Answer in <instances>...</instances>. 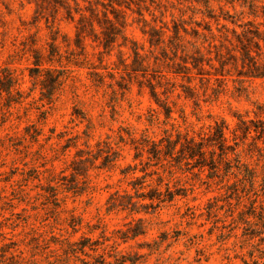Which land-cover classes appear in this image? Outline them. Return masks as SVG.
Returning a JSON list of instances; mask_svg holds the SVG:
<instances>
[{
	"label": "rangeland",
	"instance_id": "obj_1",
	"mask_svg": "<svg viewBox=\"0 0 264 264\" xmlns=\"http://www.w3.org/2000/svg\"><path fill=\"white\" fill-rule=\"evenodd\" d=\"M35 1L0 0V264H95L98 254H104L110 264H117L109 257L114 254L125 264H242L245 249L240 247V230L228 237L222 228L224 212L209 213L213 198L223 191L207 179V170L178 168L174 163L148 165L146 154L135 159L130 139L146 136L158 141L165 132L172 138L181 133L198 139L201 129L222 121L228 128L227 143L233 145L232 130L239 117L264 120V79H244L243 90L234 81L233 69L232 76L211 78L209 83L201 82L195 71L190 83L172 73L183 55L178 51L174 58L169 51L174 25L181 27L183 22L187 35L182 30L180 34L185 43L193 42L191 31L202 32L205 23L215 30V23L200 14L204 0H129L125 1L129 9L115 6L127 23L108 49L100 33L110 28L104 12L115 22L107 0H76L80 13L87 17L83 25L89 28L92 23L99 37L87 35L82 42L84 52L75 45L79 13L72 11V20L64 9L59 7L57 13L53 9L61 4L55 2L63 1L74 8L73 0H37L42 5ZM96 2L98 18H92L88 9ZM210 5L216 15L221 9L232 16L240 11L224 1L210 0ZM152 28L163 30L164 45L150 44ZM52 38L56 53L50 57ZM259 45L256 58L261 63L264 43ZM34 50L43 54V68L64 70L63 83L49 104L42 98L41 85L30 77L35 69ZM2 69H9L16 79L11 95L1 89L7 81ZM205 70L212 73L208 67ZM149 84L172 109L170 118L151 97ZM183 86L193 89L192 97ZM103 141L112 143L117 160L101 168V159L94 164L85 161L75 167L82 172L77 176L80 192L58 188L57 197H52L49 187H56L55 182L73 180L71 168L76 166L72 162L78 159L77 152L82 150L85 158L88 151L96 153V144ZM236 141L243 161L264 175V155H247L250 139ZM140 170L146 171L150 185L143 192L164 191L168 183L180 195L155 210L148 209V214L107 213L109 195L124 190L133 194L128 184L143 176ZM158 176L164 179L161 185ZM140 218L145 233L129 239L133 221ZM83 237L103 245L96 252L86 249L89 257L80 253L74 257L70 244Z\"/></svg>",
	"mask_w": 264,
	"mask_h": 264
},
{
	"label": "trees",
	"instance_id": "obj_2",
	"mask_svg": "<svg viewBox=\"0 0 264 264\" xmlns=\"http://www.w3.org/2000/svg\"><path fill=\"white\" fill-rule=\"evenodd\" d=\"M125 1L129 0H107V6L110 7V13L115 22L109 19L107 12L103 13L104 21L110 25L109 30L100 31L104 36L103 47L105 49L115 43L117 37L121 35L122 29L126 27L127 22L124 13L115 8L117 6L129 9L130 5ZM222 1L232 8L239 7V13L232 16L228 11H223L220 8V14L216 15L211 8L210 0H204V11H201L200 14L215 23V30L209 23H205L202 32L193 29L190 34L194 39L193 42L187 41L185 43V37L180 34L182 30L187 35L183 22L181 27L178 24L174 25L173 35L169 40V51L174 58L178 57V51L183 55L178 57L181 63L174 64L178 68L172 73L183 75L190 83L192 71H195L197 76L202 77L200 78L201 82L205 80V82L209 83L211 78L217 81L226 78V76H232L231 70L233 69L236 77L234 81H237L241 89L244 90L243 85H241L245 82L244 79H264V62L259 63L256 58L260 55L259 42L264 43V0H218V2ZM73 2L76 6L74 8L63 1L55 2L61 4H58V7L57 5L53 6V9H55L56 13L59 7L64 9L69 19L72 20H74L72 11L76 14L79 13L77 22L80 27L76 32L75 45L84 52V47L82 46L84 38L87 35H93L97 39L99 37L92 23L89 24V28L83 25L86 24L87 17L85 14L80 13L81 10L77 1L73 0ZM35 3L36 5L38 3L42 5L37 0ZM95 5L94 8L90 6L88 9L92 18H98L99 14L97 13L98 2ZM100 5L105 7L103 3ZM138 14L142 16L141 10H138ZM143 23L146 24L147 22L143 20ZM151 33V45L160 46L165 44V34L162 29L156 30L152 28ZM52 41L50 57L53 56V53H56L55 39L52 38ZM187 44L190 47L189 49L186 46ZM204 45H207V47ZM162 51L167 54L166 49H162ZM33 53L35 69L34 74H30V77H33L41 85L42 98L47 99L49 104L53 100L55 91L63 83L64 70H56L50 67L43 68V54L38 50H34ZM133 53L138 56L137 51ZM205 67L212 70V73L205 70ZM4 71L7 72V81L1 84V89L11 95L16 79L9 69H2V72ZM161 77L164 78V75H161ZM149 87L151 97L155 103L164 110L166 118H170L172 109L160 100L154 85L149 84ZM183 91L188 97H192L194 93L189 86H183ZM42 113L46 115V112L43 111ZM227 129L224 122L214 121L213 125L201 129L198 139L181 133H177L175 138H172L166 132L165 136L158 141L146 136L140 139H130L135 150V159H140L146 154L148 165L153 163L152 165L154 166L163 167L164 165L173 166L174 163L178 168L185 166L197 168L200 172L207 170V179L219 186V190L223 191L218 197L213 198L209 213L224 212L225 220L228 219V223L226 225L225 220H223L222 228L229 232L227 234L228 237H231L233 231L240 230V247L245 249L241 257L242 264H264V175L259 176L256 168L243 161V152L237 150L239 144L236 141L239 139L241 143H244L250 139L248 144L249 154L247 155L256 152L259 156H263L264 149L259 146V143L264 145V120L246 121L239 117L236 127L232 130L234 136L233 145L227 143ZM119 139L120 142H123L122 137ZM96 147V153L88 151L85 158L82 150L77 152L76 156L78 159L72 162L76 166L71 168V178L73 180L67 181V183L55 182L57 184L56 187H49L52 197H57L58 188L64 189L66 192H80L77 176L81 175L82 172L75 167L82 165L85 161L93 162L94 164L95 161L101 159V166H99L101 168L108 167L117 160L118 152L112 143L108 141L98 142ZM130 171H133V174L135 173V169H130ZM140 171L143 172V176L133 178L128 184L131 186L133 194L124 190L123 192L115 191L109 195L105 204L107 213L148 214V209L155 210L161 204L172 202L176 195H180L177 190L172 191L168 183H165L164 191L159 188H151L148 192H143L150 185L147 184L146 178L148 174L146 171ZM121 173L126 176L129 172ZM154 174H157V172H154ZM157 180L158 185H161L164 181L161 176H158ZM143 201H149V203L142 204ZM133 222L134 227L130 228L132 235L129 239H134L145 233L143 219L140 218ZM129 225L131 226L132 223L130 222ZM123 237L128 239L129 236ZM102 238L105 241L108 240L103 235ZM101 245L103 243L99 241L83 237L79 242L70 244V253L74 257H77L78 253L89 257L86 249L96 252ZM117 256L114 254L109 257L115 258L117 264H125V261L122 260L123 258ZM95 259V264H110L106 262L104 254H98ZM84 264H88V262H84Z\"/></svg>",
	"mask_w": 264,
	"mask_h": 264
}]
</instances>
